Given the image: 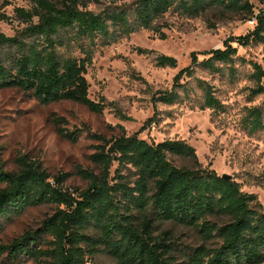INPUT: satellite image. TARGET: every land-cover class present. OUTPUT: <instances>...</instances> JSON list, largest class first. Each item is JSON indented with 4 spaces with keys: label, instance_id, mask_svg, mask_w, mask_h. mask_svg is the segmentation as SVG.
Returning a JSON list of instances; mask_svg holds the SVG:
<instances>
[{
    "label": "trees",
    "instance_id": "obj_1",
    "mask_svg": "<svg viewBox=\"0 0 264 264\" xmlns=\"http://www.w3.org/2000/svg\"><path fill=\"white\" fill-rule=\"evenodd\" d=\"M28 1L30 9H15L16 18L26 27L12 37L0 32V91L17 89L42 105L72 101L103 113L104 103L90 98L86 78L95 48L143 28L166 39L157 23L172 10L196 18L219 8L257 22L247 35L226 40L224 49L206 52L209 58L204 61L193 55V65L178 73L172 90L154 94V104L174 105L182 94L188 96L181 80L191 78L196 65L212 72L229 65L233 71L240 58L234 43H264V9L256 12L250 0H133L100 11L88 5L101 0ZM0 18L9 20L6 15ZM75 49L80 55L73 54ZM156 62L160 67L178 65L175 57L166 55ZM254 68L257 87L251 97L264 95V70L258 64ZM200 88L202 108L223 112L225 105L213 87L202 83ZM153 122L151 118L147 124ZM241 126L251 135L264 134V108L247 107ZM57 132L73 142L81 134L60 126ZM90 136L99 142L91 156L96 169L79 170L89 184L75 193L65 187V176L53 177L41 164L21 158L19 170L6 171L0 163V230L31 208H55L39 228L0 243V258L13 263L26 258L40 264H88L107 254L120 264H175L173 254L179 249L168 241L170 237L155 234V220H165L192 227L217 242L211 250L190 251L191 264H264V206L258 196L213 169L179 167L170 160L169 154L197 161L191 145L183 140L150 143L136 134L127 135L124 127L110 138Z\"/></svg>",
    "mask_w": 264,
    "mask_h": 264
},
{
    "label": "rangeland",
    "instance_id": "obj_2",
    "mask_svg": "<svg viewBox=\"0 0 264 264\" xmlns=\"http://www.w3.org/2000/svg\"><path fill=\"white\" fill-rule=\"evenodd\" d=\"M58 1V0H56ZM133 0H101L100 4H89L88 8L100 11L114 5L128 4ZM256 12L264 9V0H250ZM30 9L28 0H0V32L15 36L26 27L15 15V9ZM243 14H234L223 9H211L204 15L188 18L175 10L168 12L157 23L167 35L160 39L153 29H140L109 45H99L87 68L86 78L90 84L89 96L104 103L103 113L96 114L85 106L63 101L42 105L37 99L17 89L0 91V163L6 171H17L20 159L24 158L42 167L53 177L65 176L72 193L88 187L79 170H95L91 156L99 144L90 135L104 134L112 137L124 127L127 135H138L150 143L165 140H183L191 145L198 156L195 161L169 154L170 160L179 167L210 168L219 175L233 177L247 193H254L264 206V134L251 135L241 126L246 108H264V95L251 97L257 87L254 64L264 70V43H252L238 47L234 70L229 65L222 71L212 72L201 65L194 66V75L184 77L189 95L174 105L157 102L154 94L173 89L178 73L191 65L192 57L200 62L209 58L206 52L224 49L225 41L231 37L247 35L255 29ZM144 50L146 52H140ZM64 51V50H63ZM78 56L80 51L75 49ZM160 55L175 57L178 65L160 67L156 58ZM202 83L213 87L215 96L225 105L223 112L213 113L203 109ZM264 85V78L262 80ZM155 122L148 125V120ZM56 119L64 123L55 122ZM70 131H81L76 142L65 139L57 132L58 127ZM118 164L112 167V175ZM44 205L29 209L12 222L5 223L0 230V243H10L28 230H35L54 211ZM152 218H155L151 214ZM155 234L171 238L175 248V264H191L190 251L213 249L216 241H208L192 228L173 221L155 220ZM0 264H40L23 258L17 263L6 257ZM88 264H120L107 254H99Z\"/></svg>",
    "mask_w": 264,
    "mask_h": 264
},
{
    "label": "built area",
    "instance_id": "obj_3",
    "mask_svg": "<svg viewBox=\"0 0 264 264\" xmlns=\"http://www.w3.org/2000/svg\"><path fill=\"white\" fill-rule=\"evenodd\" d=\"M251 24L253 25H256V22H257V19L256 18H253L249 21Z\"/></svg>",
    "mask_w": 264,
    "mask_h": 264
},
{
    "label": "water",
    "instance_id": "obj_4",
    "mask_svg": "<svg viewBox=\"0 0 264 264\" xmlns=\"http://www.w3.org/2000/svg\"><path fill=\"white\" fill-rule=\"evenodd\" d=\"M224 178H227V179H233V177L231 175H228V174H224L222 175Z\"/></svg>",
    "mask_w": 264,
    "mask_h": 264
}]
</instances>
